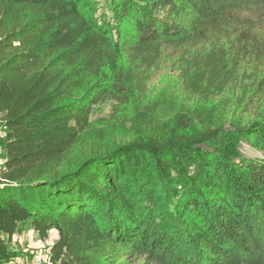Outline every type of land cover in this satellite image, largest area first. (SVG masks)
I'll use <instances>...</instances> for the list:
<instances>
[{"label": "trees", "instance_id": "1", "mask_svg": "<svg viewBox=\"0 0 264 264\" xmlns=\"http://www.w3.org/2000/svg\"><path fill=\"white\" fill-rule=\"evenodd\" d=\"M263 30L264 0H0V264L24 225L50 264H264V119L63 162L165 53L217 86Z\"/></svg>", "mask_w": 264, "mask_h": 264}, {"label": "rangeland", "instance_id": "2", "mask_svg": "<svg viewBox=\"0 0 264 264\" xmlns=\"http://www.w3.org/2000/svg\"><path fill=\"white\" fill-rule=\"evenodd\" d=\"M259 36L264 39V30ZM190 58L191 54L185 58L167 52L149 70L143 85L136 81L130 85L126 103L107 98L93 106L89 128L67 151L63 162L117 143L157 146L171 137L204 132L209 127L235 129L264 119V51H246L237 57L226 53V75L217 86L206 85L193 73L195 65L189 63ZM33 241L38 243V252L40 244L47 245L54 237L51 233L45 241L37 237ZM14 249L19 257L29 255L31 259L35 254L31 253L35 249L24 253L21 248ZM114 264L149 263L141 256L122 255Z\"/></svg>", "mask_w": 264, "mask_h": 264}, {"label": "crops", "instance_id": "3", "mask_svg": "<svg viewBox=\"0 0 264 264\" xmlns=\"http://www.w3.org/2000/svg\"><path fill=\"white\" fill-rule=\"evenodd\" d=\"M1 135L2 137L0 138H3V135H4V131L1 132ZM53 234V237H54V240H56L57 238V232L55 230H50L49 231V234ZM49 234H48V237H49ZM34 237H38V235L36 234V232L31 229L28 225H24L23 227H21L19 229L18 232L14 233L11 237V242L9 244V247L10 249L12 250H15L17 251L16 249H14V247H18V248H21V252L20 253H24L26 251H30V249H35L34 251H32L31 253H36V249L38 247V243L33 241V238ZM48 239V238H47ZM46 239V240H47ZM53 241L50 242V244L52 243ZM29 255H25L24 257H16L8 262H2L1 264H10L12 262H18V263H21V264H31V259L30 257H28Z\"/></svg>", "mask_w": 264, "mask_h": 264}, {"label": "built area", "instance_id": "4", "mask_svg": "<svg viewBox=\"0 0 264 264\" xmlns=\"http://www.w3.org/2000/svg\"><path fill=\"white\" fill-rule=\"evenodd\" d=\"M5 130V128H0V133L2 132V131H4ZM4 156H3V154H2V150H1V148H0V183H3V182H5V180L3 179V177H2V175H1V169H2V167H3V164H4ZM41 240V239H40ZM43 241V240H42ZM50 245V243L49 244H42V246H41V244H40V248H39V251L38 252H36L33 256H32V258H31V264H50L49 263V251H48V249H47V247ZM43 247V248H42ZM10 264H21V263H18V262H12V263H10Z\"/></svg>", "mask_w": 264, "mask_h": 264}, {"label": "water", "instance_id": "5", "mask_svg": "<svg viewBox=\"0 0 264 264\" xmlns=\"http://www.w3.org/2000/svg\"><path fill=\"white\" fill-rule=\"evenodd\" d=\"M66 177H63V178H61V179H65Z\"/></svg>", "mask_w": 264, "mask_h": 264}]
</instances>
